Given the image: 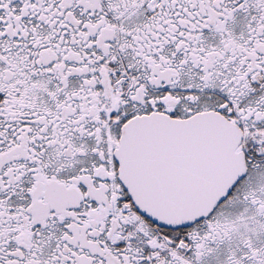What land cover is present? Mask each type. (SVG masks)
<instances>
[{
  "label": "snow or ice",
  "instance_id": "obj_1",
  "mask_svg": "<svg viewBox=\"0 0 264 264\" xmlns=\"http://www.w3.org/2000/svg\"><path fill=\"white\" fill-rule=\"evenodd\" d=\"M0 264H264V0H0Z\"/></svg>",
  "mask_w": 264,
  "mask_h": 264
}]
</instances>
